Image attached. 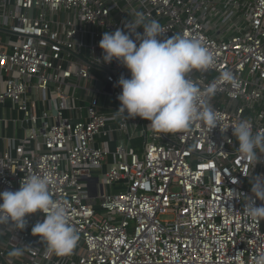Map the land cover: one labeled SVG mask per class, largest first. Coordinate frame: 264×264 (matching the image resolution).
I'll return each instance as SVG.
<instances>
[{
	"label": "built area",
	"instance_id": "2783aa9c",
	"mask_svg": "<svg viewBox=\"0 0 264 264\" xmlns=\"http://www.w3.org/2000/svg\"><path fill=\"white\" fill-rule=\"evenodd\" d=\"M137 13L162 25L158 39L198 38L212 52L211 67L189 74L202 93L216 85L202 96L212 129L196 120L159 133L116 112L130 73L98 44ZM224 71L238 88L219 81ZM244 119L264 131V0H0V192L52 173L79 236L56 255L31 233L39 210L23 230L0 223V264H252L264 219L232 190L250 195L264 153L253 167L238 152L231 125Z\"/></svg>",
	"mask_w": 264,
	"mask_h": 264
},
{
	"label": "clouds",
	"instance_id": "9594fccd",
	"mask_svg": "<svg viewBox=\"0 0 264 264\" xmlns=\"http://www.w3.org/2000/svg\"><path fill=\"white\" fill-rule=\"evenodd\" d=\"M137 19L129 20L125 28L105 31L98 46L103 50V61H119L130 73L117 80L121 92L117 99L120 106L117 113L124 117H140L150 122L154 131L175 133L187 130L200 120L209 129L219 122L214 109L202 99L211 95L216 85L202 93L199 86L189 78L193 70H207L212 66L213 54L200 39L183 35H172L158 39L165 29L156 20L146 21L142 13ZM142 28V33L136 29ZM135 37L133 39L132 37ZM219 81L238 88L239 82L230 71H224ZM232 135L238 141V152L253 167L264 153V131L253 132L249 120H241L232 126ZM250 195H243L244 213L252 220L264 219V174H257L249 181ZM18 190L0 192V223L14 226L16 230L26 227V215L43 214V219L31 227V233L38 235L47 245L48 251L56 255L70 254L76 247L79 236L68 222V210L64 203L54 200L50 187L55 183L52 173L30 174L20 180ZM12 257L23 255L21 248L9 252ZM252 264H264V251Z\"/></svg>",
	"mask_w": 264,
	"mask_h": 264
}]
</instances>
